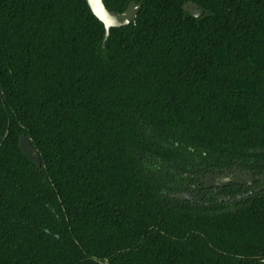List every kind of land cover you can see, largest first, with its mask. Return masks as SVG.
Wrapping results in <instances>:
<instances>
[{"label": "trees", "instance_id": "obj_1", "mask_svg": "<svg viewBox=\"0 0 264 264\" xmlns=\"http://www.w3.org/2000/svg\"><path fill=\"white\" fill-rule=\"evenodd\" d=\"M131 1L103 45L86 0H0V264H264V193L164 195L195 167H264V0H103Z\"/></svg>", "mask_w": 264, "mask_h": 264}, {"label": "flooded vegetation", "instance_id": "obj_2", "mask_svg": "<svg viewBox=\"0 0 264 264\" xmlns=\"http://www.w3.org/2000/svg\"><path fill=\"white\" fill-rule=\"evenodd\" d=\"M179 175L171 192L164 195L194 208L231 209L249 197L264 193L262 165L235 161L222 166L203 165ZM178 195L183 197H172Z\"/></svg>", "mask_w": 264, "mask_h": 264}, {"label": "water", "instance_id": "obj_3", "mask_svg": "<svg viewBox=\"0 0 264 264\" xmlns=\"http://www.w3.org/2000/svg\"><path fill=\"white\" fill-rule=\"evenodd\" d=\"M89 9L92 14L103 24L104 27V35H103V45L105 44L110 29L112 28H122L126 27L130 24H135L138 13L142 8L141 3H136L134 1L130 2L127 8L122 12H114L109 11L105 5L103 0H86ZM183 11L194 18H199L203 11L200 7L193 2H186L183 5ZM7 135V133H6ZM5 135V136H6ZM18 148L21 152L32 161L35 166L40 167L41 161L39 154L32 146L30 140L25 135H20L18 139ZM174 198H182V195L172 196Z\"/></svg>", "mask_w": 264, "mask_h": 264}]
</instances>
